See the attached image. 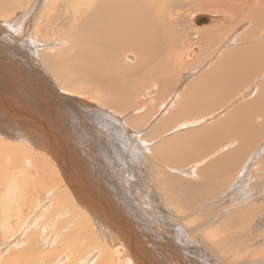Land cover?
Here are the masks:
<instances>
[{
  "label": "bare ground",
  "instance_id": "obj_1",
  "mask_svg": "<svg viewBox=\"0 0 264 264\" xmlns=\"http://www.w3.org/2000/svg\"><path fill=\"white\" fill-rule=\"evenodd\" d=\"M174 1L0 0V264H264V204L246 211V164L264 165V0H222L251 29L209 22L193 61ZM88 121L127 147L115 194L82 159Z\"/></svg>",
  "mask_w": 264,
  "mask_h": 264
},
{
  "label": "rangeland",
  "instance_id": "obj_2",
  "mask_svg": "<svg viewBox=\"0 0 264 264\" xmlns=\"http://www.w3.org/2000/svg\"><path fill=\"white\" fill-rule=\"evenodd\" d=\"M203 2H209V4H212V2H213V5L212 6H210V7H212L211 9H205V10H201L200 11V9H197V8H195V5L196 4H199V3H203ZM216 2V4H214ZM174 3H176L175 4V6L178 4V6H179V8H180V10H179V12H180V14H181V17H182V19L184 20V21H186L185 23H183V25H184V27H183V29L184 30H186L185 31V34H188V38L186 37V39L184 40V42H182V44H183V48L184 47H192L191 48V50H190V52H189V54H188V58H190V59H187V56H186V59L187 60H193L194 59V57L196 56V54L198 55L199 53H201V51H202V49L204 50V48L206 47L205 45L206 44H203L202 43V41H200V39H201V35H199L200 34V31H202L204 28L203 27H206L205 25H198L196 22H194V17H196V16H208V17H210L211 18V21H210V23L207 25V27L209 26V25H211V24H213L214 23V21H217V20H219V19H222L225 15H226V17L227 18H229L230 19V25L228 26V30H230V28H232L233 29V27H234V29L231 31H229L228 32V36L230 35V34H235V33H239V30H240V33L238 34V36H240L242 33H246V28H249L251 25H250V23L247 21V20H243V21H241L238 17H240L239 15H237V13L238 14H240V12L239 11H237V6L236 5H234V4H232L231 3V1L229 2L228 1V4H225V3H223L222 2V0L221 1H219V0H182V2H180V1H174ZM192 5H194V6H192ZM219 5V6H218ZM177 6V7H178ZM220 6H222L223 7V10L224 11H227V13H224L223 14V12H221V11H219V9H218V7H220ZM226 9V10H225ZM197 10V11H196ZM213 10L214 11H218L219 13H217V12H213ZM206 11V12H205ZM246 11H247V9H246ZM201 12H203V13H201ZM204 12H205V14H204ZM221 12V13H220ZM229 12H230V14H229ZM232 12V13H231ZM233 12H234V14H233ZM198 13H200V14H198ZM208 13H210V14H208ZM212 13V14H211ZM213 13H215V14H213ZM207 14V15H206ZM222 14V15H221ZM232 14H233V16H232ZM195 15V16H194ZM227 15H229V17L227 16ZM231 17L233 18V19H231ZM241 18H242V16H241ZM231 20H235L234 22L233 21H231ZM246 22H248L249 23V25H248V23H246ZM232 23L234 24L233 26H231L232 25ZM238 24V25H237ZM240 24H242V25H245V26H243V27H246V25H248L245 29H240L242 26L240 25ZM182 25V26H183ZM196 26V27H195ZM238 26H241V27H239L238 28ZM235 27H237L238 28V30H237V28H235ZM224 29V30H223ZM222 30H221V32L220 33H223V31H225V32H227V29L226 28H223ZM250 29H251V27H250ZM237 30V31H236ZM236 31V32H235ZM235 32V33H234ZM171 35V34H170ZM195 36V37H194ZM237 36V37H238ZM197 37V39H195ZM227 39H229L228 37H224V39H219V43H218V47H217V49L218 50H220L221 49V47H223L222 45H223V43H224V41L223 40H226L227 41ZM235 39V40H234ZM233 40L236 42V39H238V38H234ZM233 40H231V43L232 44H234V41ZM199 41V42H198ZM223 43H222V42ZM193 42V43H192ZM192 43V44H191ZM189 44V45H188ZM242 44V43H241ZM240 44V45H241ZM188 45V46H187ZM232 47H236V45H233ZM196 48H197V50H196ZM188 48H186V50H187ZM198 50H199V52H198ZM203 52V51H202ZM211 54L212 53H208L207 55L209 56H211ZM209 56V57H210ZM219 56V55H218ZM168 57L165 55V59L166 60H168L167 59ZM203 61V60H202ZM195 65V64H194ZM194 67L195 66H192V68H191V70L192 69H194ZM200 66L198 65H196V67L195 68H199ZM175 68H177V67H175ZM188 71L190 70V68L189 69H187ZM186 70V71H187ZM178 72V71H177ZM52 81H54V80H52ZM53 83H55V82H53ZM158 88V89H157ZM149 90H151L152 92H155V93H152V96L153 95H155V96H159L160 95V89H159V86L158 87H156V88H154V90L155 91H153L151 88H148ZM147 91V92H151V91ZM158 90V91H157ZM159 92V93H158ZM0 93H5V94H8V92L7 91H3V90H0ZM157 93H158V95H157ZM154 96V97H155ZM8 100H10V99H8ZM89 103V105H90V102H87V104ZM94 103V102H93ZM92 102H91V105L93 104ZM95 104V103H94ZM92 105V106H94L95 108H97L98 107V105L96 106V105ZM66 110L67 109H63V111L61 110L60 112H61V115L64 117V116H66L67 117V123H68V125L70 126V124H71V126H77V127H79V129H80V124H79V122H77V120H73L72 118H73V115L71 116V114H69V112L67 111L66 112ZM65 111V112H64ZM70 116V117H69ZM69 119V120H68ZM88 124L92 127V129L90 128V126H89V128L87 127V128H85V129H89L88 130V141L87 142H91V143H94L95 144V146H93L94 148H92L91 150H89V152L91 153V155H84V156H82V159L83 160H85V162L87 161V156H90V158L91 159H93L94 160V162H93V164L92 165H94V164H96V166L97 165H99L100 167V170H101V174H102V180H103V182H104V184H107V183H105V181L107 180L108 182L109 181H112L113 179H114V181L113 182H115V183H113V182H111V184H112V186L114 185L115 187H117L118 189H119V187H120V185H119V183L115 180V178L113 177L114 176V174H116L115 173V171H119V170H117V167H125V163H124V160H122L123 158L125 159V154H126V146H125V143L123 142V141H120V140H118V141H116L115 143H112L111 141H109V139H107L106 140V138L105 137H103V135H101L100 136V132L99 131H101V132H103L101 129H99V128H97V127H95L94 125H92L93 123H91L90 121H88ZM94 126V127H93ZM77 129V128H76ZM77 132H78V129H77ZM93 135V137H92V135ZM103 138V139H102ZM95 139H96V141H95ZM102 139V140H101ZM100 141V142H99ZM101 141H103V142H101ZM98 142V143H97ZM107 144H106V143ZM118 142V143H117ZM98 146H97V145ZM119 144H121V145H119ZM106 145H108V146H106ZM119 145V146H118ZM102 146V147H101ZM104 146H105V148H104ZM117 146V147H116ZM121 146V147H120ZM116 147V148H115ZM122 147H124V148H122ZM118 149H120V151H121V153H120V151L118 150ZM125 149V150H124ZM93 150H95V152L93 151ZM109 150V151H108ZM114 150V151H113ZM123 150V151H122ZM93 151V152H92ZM125 151V152H124ZM97 152V153H96ZM111 152V153H110ZM124 154H123V153ZM99 153V154H98ZM112 156H111V155ZM118 154H121V156L120 155H118ZM117 157H115V156ZM123 156V157H122ZM85 157V158H84ZM250 158V156H247L246 157V161L248 160ZM256 159V158H255ZM82 160V161H83ZM98 160V161H97ZM98 163H97V162ZM100 161V162H99ZM121 161V162H120ZM249 161H251V159L249 160ZM253 162H250V163H248V164H246V174L249 172V174L248 175H246L247 177L248 176H250V177H246V180L249 182V181H251L250 179H253L254 181L253 182H249L250 183V185L248 186V187H251V188H247L246 189V191H253V192H256L257 194H258V196H259V199H256V200H254V202L253 203H251V205H249V206H247L246 207V211H249V210H251L252 209V207H254V206H258V205H260V204H258V203H261V204H264V194H263V192H264V173L262 174L261 172H264L263 170H264V165H262L261 166V164H260V161H259V159H256V160H252ZM122 162H123V164H122ZM86 163H88V162H86ZM102 164H103V166H102ZM115 164V168L113 167V165ZM250 164H253L252 166L250 165ZM90 166H92L91 164H89ZM101 166H102V168H101ZM253 166L256 168H254V169H252L253 168ZM259 166H261V167H259ZM98 167V166H97ZM107 167V168H106ZM92 168V172L94 173V169H93V166L91 167ZM113 168V169H112ZM247 169H249V170H247ZM261 169H263L262 171H260ZM251 170V171H250ZM121 171V170H120ZM119 171V172H120ZM260 171V172H259ZM251 172V173H250ZM255 172V173H254ZM123 173V172H122ZM254 173V174H253ZM250 174H252L253 176H254V178H255V176L257 175L259 178H258V180L257 181H260L262 184H261V186H259V187H256L257 185L255 184L257 181H255V179L253 178V176H251ZM260 174V175H259ZM262 174V175H261ZM123 175V174H122ZM124 176V175H123ZM112 179H111V178ZM106 178V180H104ZM102 182V183H103ZM116 182H117V186H116ZM255 182V183H254ZM109 184H110V182H109ZM111 184L109 185V186H111ZM109 187V189H111L112 190V193L114 192V194H115V191H113L114 190V186L113 187ZM4 188H6V187H4ZM3 189V188H2ZM254 189V190H253ZM255 189H257V190H255ZM158 190V189H157ZM259 190V191H258ZM2 191V190H1ZM121 194L122 193H119V195L117 196V197H119L120 199L123 197V198H125L124 196H123V194H122V196H121ZM123 198H122V200H123ZM259 200V201H258ZM258 202V203H257ZM254 204V205H253ZM258 208V207H257ZM140 210V209H139ZM138 210V211H139ZM146 214H147V216H150V217H152V214L150 213V211L149 212H145ZM138 215L141 217V214L138 212ZM129 217V216H128ZM131 218V217H130ZM15 219V218H14ZM12 220V219H11ZM147 226H148V228L149 229H151V228H154V225H153V222H152V220H150V222H149V224H147ZM151 227V228H150ZM12 251V248L8 251V253H10ZM11 255L13 256V257H21L22 256V253H21V251H17V252H11Z\"/></svg>",
  "mask_w": 264,
  "mask_h": 264
},
{
  "label": "water",
  "instance_id": "obj_3",
  "mask_svg": "<svg viewBox=\"0 0 264 264\" xmlns=\"http://www.w3.org/2000/svg\"><path fill=\"white\" fill-rule=\"evenodd\" d=\"M210 21H211V18L208 17V16H198V17H196V19H195V22H196L198 25H206V24H208ZM87 106H89V105H87Z\"/></svg>",
  "mask_w": 264,
  "mask_h": 264
},
{
  "label": "crops",
  "instance_id": "obj_4",
  "mask_svg": "<svg viewBox=\"0 0 264 264\" xmlns=\"http://www.w3.org/2000/svg\"><path fill=\"white\" fill-rule=\"evenodd\" d=\"M189 54V53H188ZM188 54H187V56H188ZM197 55V54H196ZM188 59V58H187ZM193 61V60H192Z\"/></svg>",
  "mask_w": 264,
  "mask_h": 264
}]
</instances>
